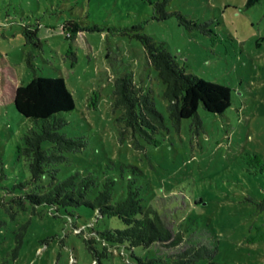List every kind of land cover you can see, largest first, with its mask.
<instances>
[{"label":"rangeland","instance_id":"obj_1","mask_svg":"<svg viewBox=\"0 0 264 264\" xmlns=\"http://www.w3.org/2000/svg\"><path fill=\"white\" fill-rule=\"evenodd\" d=\"M164 1L0 0V264H141L170 259L192 243L218 249L197 264H264V169L254 171L264 166V0H168L170 15L160 18L156 4ZM181 14L209 22L210 31L188 27ZM70 19L84 28L73 39L63 30ZM25 26L38 28L40 46L27 43ZM139 34L164 42L188 73L229 84L232 105L224 113L201 106L199 130L188 118L177 127ZM126 73L166 119L155 142L140 137L141 148L130 134L122 138L121 110L113 106L115 81ZM35 75L66 77L75 108L62 130L88 142L69 154L58 177L92 171L94 192L113 179V201L137 190L145 205L185 233L178 245L104 243L89 226L96 217L89 206L69 214L15 202L27 189L19 184L31 177L19 150L31 122L14 94ZM255 152L263 164H251ZM94 224L97 231L125 226L117 216Z\"/></svg>","mask_w":264,"mask_h":264},{"label":"trees","instance_id":"obj_2","mask_svg":"<svg viewBox=\"0 0 264 264\" xmlns=\"http://www.w3.org/2000/svg\"><path fill=\"white\" fill-rule=\"evenodd\" d=\"M167 1L156 4L161 12L160 18L170 15L165 8ZM180 17L190 28L210 31L209 22H194L182 14ZM81 29L84 28L74 19L63 25V30L72 39ZM24 34L27 43L35 42L38 46L42 44L38 28L25 26ZM139 37L146 46L150 62L166 85L164 96L168 100L170 117L177 127L183 119L188 118L199 130L203 127V118L199 112L201 106L213 113H224L232 105V89L229 84L188 73L164 42L155 41L147 34H139ZM113 96L114 108L121 110L118 122L122 138L130 134L137 148L142 147L140 137L155 142L154 134L167 125L151 93L139 86L131 73H126L116 79ZM14 102L18 111L31 122L23 135V144L19 146L20 152L26 157L31 177L19 184L27 189L14 199L15 202L21 205L32 203L34 206L46 204L56 211L63 207L69 214H72L70 208L89 206L96 213L95 221L89 222V226L104 243L128 244L134 248L149 247L158 242L178 245L183 240L185 233L182 229L175 230L169 226L157 209L142 202L137 190L130 189L125 198L113 201V179H107L103 187L94 192L97 182L92 171L73 172L63 179L58 177L60 165L69 160V154L83 151L88 145L83 136H70L62 130L69 122L65 114L75 108L74 95L64 75H35L29 82L20 83L15 90ZM249 161L251 164L257 161L262 163L261 155L257 152L250 154ZM263 167H256L254 171L259 172ZM46 176L48 181H45ZM261 206L264 208V200ZM106 216L120 217L125 226L97 231L94 223ZM4 223L0 217V233ZM87 241L91 242V237ZM217 250V247L211 245L197 246L192 243L175 255H169L170 259L151 257L146 261L140 259V262L197 264L200 260L214 257Z\"/></svg>","mask_w":264,"mask_h":264}]
</instances>
